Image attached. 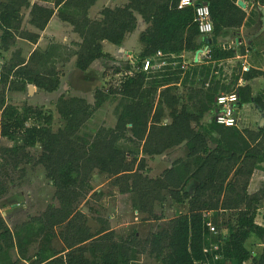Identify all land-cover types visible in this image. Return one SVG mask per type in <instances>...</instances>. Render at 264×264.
I'll return each instance as SVG.
<instances>
[{"label": "trees", "instance_id": "obj_1", "mask_svg": "<svg viewBox=\"0 0 264 264\" xmlns=\"http://www.w3.org/2000/svg\"><path fill=\"white\" fill-rule=\"evenodd\" d=\"M48 1L0 0V49L10 50L18 38L30 43L38 40L37 31L23 26L24 9H29L27 24L38 31L56 12L80 40L71 47L56 43L46 51L34 49L27 59L20 48L15 49L0 74V82L9 84L10 90L22 91L33 84L46 92L56 91L63 75L58 64L75 57V67L86 71L95 60H114L103 50L102 42L120 46L136 27L135 13L147 27L139 34L142 49L134 63L126 61L123 67H114L113 74L123 76L105 89H95L93 103L79 96H58L55 108L64 124L56 130L49 110L26 103L18 107L0 99V137L13 142L0 146V198L24 177L26 165L39 164L54 187L57 201L13 228L0 215V264H139L142 254L153 259L145 264H201L205 261L203 248L209 242L218 243L222 254V259L210 260V264H243L249 258L253 264H264V246L254 256L245 247L250 234L264 244V226L254 222L256 210L264 202V185L248 192L254 170L264 162V126L254 130L224 126L214 119L201 121L205 112L216 110L214 98L219 90L232 89L238 92L239 106L254 102L264 120V87L251 98L248 84L225 86L213 77L205 85L211 62L233 57L234 49L206 41L194 21L193 7L179 8V0H126L121 6L102 7L100 17L94 19L88 10L97 0ZM256 1L264 4V0ZM197 2L209 7L214 37L226 29L239 28L248 19L237 0ZM204 43L210 46L209 64L193 68L191 75L201 78L199 84L193 82L198 87L187 89L188 102L176 91L180 69L169 65L154 72L140 69L143 59L158 52L169 59L196 51ZM261 74L264 71L248 69L242 80ZM189 75L185 72L181 84ZM109 97L116 100L114 126L94 135L82 133L87 120ZM164 108L169 110L168 123L162 122ZM181 144L186 147L185 156L155 178L143 173L144 157L137 166L134 158L127 160L128 154L141 152L151 157ZM36 146L40 147L38 154L31 151ZM94 170L113 176L118 192L135 196V210L146 213L148 219L161 218L154 204L166 196L176 203L185 202L187 209L145 237L136 231L118 237L108 226L93 232L78 204L90 191ZM190 180L195 185L189 193L185 186ZM207 221L226 233L210 235ZM35 225L41 226L48 239L40 238ZM52 237L61 240L63 249L51 250L53 255L46 258L42 255L52 249L47 246ZM36 247L37 254H32Z\"/></svg>", "mask_w": 264, "mask_h": 264}, {"label": "rangeland", "instance_id": "obj_2", "mask_svg": "<svg viewBox=\"0 0 264 264\" xmlns=\"http://www.w3.org/2000/svg\"><path fill=\"white\" fill-rule=\"evenodd\" d=\"M30 1L33 2L34 0ZM52 1L53 0H49L48 3L51 4ZM106 4L112 5L110 0H97V2H95V4L88 11V16L90 18H99V12ZM255 16L258 19L257 13ZM28 18L29 9H24L23 26L25 28H29L31 26L27 24ZM59 20L60 19L55 12L50 26V28L53 29L50 33L52 34L51 40L49 39L51 43H48V46L60 43L71 47L72 43L75 41L69 37L68 29L65 31L66 28L58 26ZM55 37L58 39H55ZM136 43L138 46L140 45L138 39H136ZM17 48H20L22 50V54L25 56H28L32 52V47L19 39L16 40V44L11 47L10 50H0V74L3 71V66L7 63L11 56V52ZM105 51L107 52L110 50L106 48ZM60 52L62 53L63 50H60ZM162 59L166 62V65L164 66H172L173 64L171 63L174 62V66L177 67L176 69H180L182 71L180 73V80L178 81V83H181L185 76V71L187 70L186 64L179 63V58L177 59L175 56L170 57L169 59L166 57ZM126 61H129V59H120L115 61L98 59L85 72L76 68L74 62L65 63L64 65L67 67L58 64L59 69L61 71L65 70L67 74L63 73L61 85L56 92H45L43 90L38 91L33 88L30 90L29 86H25L22 91H13L9 89L8 84L0 82V99L3 98L8 103L14 104L18 107L27 103L49 110L53 115L52 127L56 130L64 124L63 119L59 116L55 108V102L59 95H78L93 103L94 90L97 88L105 89L109 84L118 82L123 74L119 73L114 75V67H123ZM69 64L70 67H68ZM240 69L241 67L238 62H223L221 65L213 63L211 65V71H218L217 75L213 73L217 76L216 78L222 80L223 82L230 83L233 86H236V76H238L239 72H241L239 71ZM157 70H162V68H157L155 70H151L150 72ZM213 74L212 78L215 77ZM13 78L14 77L9 78V81L14 80V84H17L18 82H16V79ZM193 82L194 80L189 77L186 80V83L193 84ZM29 90L31 93H29ZM176 91L178 94L182 95L183 100L186 99L185 96L187 95V92L184 88H182V86L176 85ZM115 104V98L109 97L108 100H106L102 106L99 107L87 120L81 129V132L94 135L104 129L112 128L116 121ZM155 105L157 106V100ZM168 112L169 110L164 108L162 120L169 121ZM238 112L240 117V121L238 122L239 128L251 127L253 129H259L264 126V122L260 121L256 109H253L250 112V120L247 119L244 112L241 113L239 107ZM205 120L206 121H204L203 118L202 122L208 123L211 121V117H206ZM12 144L13 142L7 138H0V146H10ZM31 151L38 154L40 147L36 146ZM185 153L186 147L184 144H181L180 146L174 147L160 155H154L151 157L144 156L141 152H138L137 155L128 154L127 160H132L134 158V165L137 166L139 159L144 157V165L146 166V169L143 173L147 174V176L151 178H155L159 176L165 168L171 166L174 160L183 158ZM25 167L26 173L24 177L10 187L7 195L0 198V215L5 219L10 228L20 224L30 216L39 215L48 204L57 205V201L53 198L54 187L51 181L46 178L43 167L39 164H30ZM89 185L90 191L84 198H81L78 208L86 215L88 219L87 224L93 232L98 230L101 226H108L115 231L118 237H125L132 231H136L140 237H145L148 232L156 231L167 226L169 219L178 215L180 212H185L187 209V204L185 202L176 203L166 196L163 202H156L154 204V211L158 216H161V218L159 220L148 219L146 213L141 211L136 212L135 208H137V204L136 200L133 199L135 196L121 194L118 192V186L114 184L113 176L94 170ZM194 185L195 181L190 180L185 186V190L189 193L192 192ZM35 229L40 234V238H44V231L41 229V226L35 225ZM46 239H48V237L44 238V240ZM248 239L249 238H247L245 243L249 245L251 241ZM47 246L52 249H46L44 251L42 256H46V258L53 255V251L51 250L63 249V244L58 237H52L47 243ZM38 249V247L33 249L32 254H37ZM14 252V250H11L12 256L15 255ZM152 261L153 259L151 256L142 254L139 264H145ZM24 264H30V262L26 261Z\"/></svg>", "mask_w": 264, "mask_h": 264}, {"label": "crops", "instance_id": "obj_3", "mask_svg": "<svg viewBox=\"0 0 264 264\" xmlns=\"http://www.w3.org/2000/svg\"><path fill=\"white\" fill-rule=\"evenodd\" d=\"M239 1H241L242 5H243L240 7L247 14L248 19L246 20V22L243 23L239 28L226 29L224 34H221V35L215 37L216 43H219L222 48L234 49L235 54L233 57L225 59V60H220L217 62L213 61V62H211V65L213 63L221 65L223 62H227V63L238 62L239 66L241 67V69L239 71H241V72H239L238 76H236L237 83H236L235 87H237L239 85L248 84L250 87V96H251V98H254L258 94V92L264 87V75H262V74L257 75V76L252 77L251 79H249L247 81H243L242 80L243 79L242 74H243V72L247 71L248 69H253V70L255 69V70L264 71V27L262 25L261 17L258 14L260 12L259 7L261 6V4L258 3L256 0H239ZM110 2L112 3V5L106 4L105 6H109V7L121 6L124 3H126V0H110ZM251 11H253V13H251ZM256 13H257L258 19L255 16ZM135 15H136V20H137L136 21V27L132 32L127 33L124 36V39H123L122 44L120 46L113 45V44H111L105 40L102 42L103 50L105 51L106 48L109 49L110 51H107V52L112 56L114 61L120 60V59H129L130 63H132V62L134 63V60L136 59L137 55L139 54V52L142 49L141 43L138 46L136 43V39L139 38L140 32L143 31L147 27V24L144 22V20L141 18V16L138 13H135ZM92 19H94V18H92ZM52 21H53V16L50 18L46 27L42 31H38L29 25L30 26L28 28L29 30L35 31V32L37 31L39 33V38L35 43H30V42H28L24 39H20V38H18V39L22 40V42L30 45L32 47L31 51H33L34 49H37V48L40 49L41 51H46L49 48L48 43H51V41H49V39L51 40V37H52L51 36L52 34H50L51 30H53L52 28H50ZM58 23H59L58 24L59 27L66 28L65 31L68 29L69 37L73 41L78 42L80 40L78 35L72 31V27L69 23L61 21V20H59ZM55 39H58V38L55 37ZM241 49H243L244 52H241L240 51ZM21 55L26 59L29 56V55L25 56L24 54H22V50H21ZM124 57H127V58H124ZM175 57L177 59L179 58L178 59L179 63H185L186 64L187 70L185 72H189L190 73L189 78H191L192 80H194V82L196 81L197 84H199L198 82H200L199 80H200L201 76L197 74L195 77H193L191 75V72H192L193 68H196V67L200 68L203 65L209 64L208 63L209 60H206L203 57H201L200 52L198 53V55H196V51H184V52L180 53L179 55H176ZM156 60H157V58H156ZM68 62L69 63H72V62L75 63V57H71ZM65 67H67V66H65ZM68 67H70V64L68 65ZM173 67L177 68L176 66H173ZM160 68H161V66H160ZM62 71H63V73L67 74V72H65V70H62ZM213 73L215 75H217L218 71L213 72L210 70V74L208 76L207 82H209V80L212 78ZM216 77L217 76H215V79L219 80ZM62 79H63V76L61 78V82H62ZM220 82L223 83V85H225V86L231 85L230 83L223 82L222 80H220ZM177 85L182 86V88H184V90H186V92H187L188 88L198 87V85L190 84V83H185L184 85L181 83H177ZM35 90L39 91V89H37L36 87H35ZM221 91L222 90H219V92H221ZM185 97H186V99H184L182 101L188 102L187 95ZM238 107L240 108L241 113L244 112L245 115L247 116V119H249V120L251 119L250 118L251 117L250 112L253 109H256V111L259 115L260 121L264 122L263 117H262V112L254 102H252V101L246 102L240 106L238 104ZM214 114H215V109L214 110L211 109V110H209L203 114L202 120L204 118V121H206L205 120L206 117H211V120H212L214 117ZM169 121H170V117H169ZM169 121L168 120L167 121L162 120L163 123H168ZM239 121H240V117H239ZM244 128H246V127H244ZM248 128L253 129L251 127H248ZM254 130H256V129H254ZM262 185H264V162L259 164L258 167L254 170V173H253V175L250 179V182H249L248 192L249 193L255 192ZM254 222L258 225L264 226V202L257 208L256 213H255V217H254ZM248 238H249L248 240H250L251 242L249 241L250 242L249 245L247 243H245V247L248 250H250L252 253V256H254V255H256L257 252H259V250L264 246V244L259 240V238L255 234H250ZM243 264H253L252 258H249L248 260L244 261Z\"/></svg>", "mask_w": 264, "mask_h": 264}, {"label": "built area", "instance_id": "obj_4", "mask_svg": "<svg viewBox=\"0 0 264 264\" xmlns=\"http://www.w3.org/2000/svg\"><path fill=\"white\" fill-rule=\"evenodd\" d=\"M186 6H192L194 9V21L197 24V28L200 35L203 38H209L213 32V24L210 16V10L207 4L197 2V0H179V8ZM199 50L201 57L206 60H209V44L204 43L199 48ZM162 58L164 57L159 52L155 54V56L145 58L141 61L140 69L142 71H151L160 68V66L166 65V62ZM171 64H173V66L175 65L174 62H172ZM205 85L207 86L208 82H206ZM214 101L216 107L215 114L213 117L214 121L224 126H238L239 95L237 90L232 89L231 91H221L215 96ZM206 226L208 227V232L210 235H224L226 233V230H219L210 221L206 222ZM203 252L205 255V261L201 264H210V260L216 261L222 259V254L220 252V247L218 243L209 242L208 245L204 246ZM225 264H229V261H226Z\"/></svg>", "mask_w": 264, "mask_h": 264}, {"label": "water", "instance_id": "obj_5", "mask_svg": "<svg viewBox=\"0 0 264 264\" xmlns=\"http://www.w3.org/2000/svg\"><path fill=\"white\" fill-rule=\"evenodd\" d=\"M237 4L239 6H243L242 3H241V1H239V0L237 1ZM259 11L261 13V21H262V25L264 27V4H261V6L259 7ZM208 39L211 42H215L216 41V39H215L214 36H210L209 38H207L206 41H208ZM199 51H200L199 49L196 50V55H198ZM30 87H32V85H30Z\"/></svg>", "mask_w": 264, "mask_h": 264}, {"label": "flooded vegetation", "instance_id": "obj_6", "mask_svg": "<svg viewBox=\"0 0 264 264\" xmlns=\"http://www.w3.org/2000/svg\"><path fill=\"white\" fill-rule=\"evenodd\" d=\"M38 49V48H37ZM96 61V60H95ZM74 65H75V63H74ZM92 65V64H91ZM80 70V69H79ZM87 71V70H86ZM83 72H85V71H83ZM63 76V75H62ZM9 78H11V77H9ZM62 78V77H61ZM7 84V83H6ZM30 85H32V87H30ZM60 85H61V79H60ZM59 85V86H60ZM26 86H29L30 87V90L33 88V89H35V85H33V84H27ZM8 87H9V84H8ZM37 88V87H36ZM59 88V87H58ZM10 89V88H9ZM37 89H39V88H37ZM30 90H29V93H31L30 92ZM41 89H39V91H40ZM14 91V90H13ZM44 91V90H43ZM57 91V90H56ZM56 91H53V92H56ZM46 92V91H45ZM68 96H75V95H68ZM76 96H78V95H76ZM79 97H82V96H79ZM84 98V97H83ZM86 99V98H85ZM87 100V99H86ZM88 101V100H87ZM7 102V101H6ZM89 102V101H88ZM8 103V102H7ZM89 103H91V102H89ZM27 104V103H26ZM29 105H31V104H29ZM33 106V105H32Z\"/></svg>", "mask_w": 264, "mask_h": 264}]
</instances>
